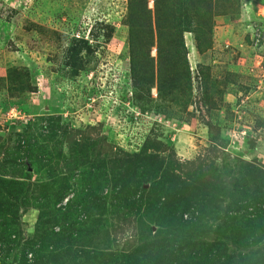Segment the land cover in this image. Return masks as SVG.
<instances>
[{
  "label": "rangeland",
  "instance_id": "rangeland-1",
  "mask_svg": "<svg viewBox=\"0 0 264 264\" xmlns=\"http://www.w3.org/2000/svg\"><path fill=\"white\" fill-rule=\"evenodd\" d=\"M158 7L0 0V264H264V0Z\"/></svg>",
  "mask_w": 264,
  "mask_h": 264
},
{
  "label": "trees",
  "instance_id": "trees-1",
  "mask_svg": "<svg viewBox=\"0 0 264 264\" xmlns=\"http://www.w3.org/2000/svg\"><path fill=\"white\" fill-rule=\"evenodd\" d=\"M154 4H155V7H156V14H157V16H159L160 14H162L163 12H162V10H160V8L158 7L159 6V4H160V0H154ZM160 41H161V39H159V45H160ZM163 44V43H162ZM161 44V45H162ZM264 182V181H263ZM69 189V188H68ZM153 200H154V194H153ZM73 202V198L71 199V200H69V202H68V206H67V208H70V207H72L71 206V203ZM84 202H88V199L87 200H85L84 199ZM91 202H92V205H97V206H99V205H101V203H100V199L99 198H93L92 200H91ZM85 209H86V207H85ZM191 215V214H190ZM181 227V226H180ZM184 227V226H183ZM178 229V228H177ZM179 230H181V231H183V228L181 227ZM178 231V230H177ZM207 244H204V246H205V248H212V249H214V247H213V245H208V246H206ZM177 247H179V245L177 244L176 245ZM203 246V247H204ZM218 247V246H217ZM212 249H211V252L212 253H209L206 257L208 258V259H210V260H213V261H215V263L214 264H226L225 263V261H227L228 259H230V257H228L227 255H229V254H227V253H220L219 251H217L218 249H216V251H212ZM27 250H25L24 252H23V254H22V257L24 258V261L25 262H27L28 264H30L31 262H32V260H33V263L32 264H39V263H41V261L39 260V259H37V260H34V258H33V256H36V255H38V253L36 254V252H37V249H32L31 250V253H33L34 255L32 256V260L30 259V260H28L27 261V259H29L28 257H27V252H26ZM38 251H39V249H38ZM163 256L161 257V253L159 252V253H157L156 254V256L154 257V261H152L151 263H149V264H172V261H170V256H171V252L170 251H167V250H163ZM21 257V258H22ZM39 257H40V254H39ZM126 258H128V257H126L125 256V254H121L120 255V259L121 260H116L115 261V263H119V262H122V261H124ZM225 258H226V260H225ZM130 259L131 258H129V261H130ZM108 264L110 263V264H114V261H113V258L112 257H109V259H108ZM217 261V262H216ZM25 262H23V263H25ZM126 263H127V260H126ZM126 263H124V264H126Z\"/></svg>",
  "mask_w": 264,
  "mask_h": 264
}]
</instances>
